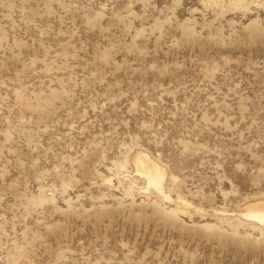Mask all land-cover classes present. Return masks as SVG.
I'll use <instances>...</instances> for the list:
<instances>
[{"label": "rangeland", "instance_id": "obj_1", "mask_svg": "<svg viewBox=\"0 0 264 264\" xmlns=\"http://www.w3.org/2000/svg\"><path fill=\"white\" fill-rule=\"evenodd\" d=\"M257 200L264 0H0V264H264Z\"/></svg>", "mask_w": 264, "mask_h": 264}, {"label": "bare ground", "instance_id": "obj_2", "mask_svg": "<svg viewBox=\"0 0 264 264\" xmlns=\"http://www.w3.org/2000/svg\"><path fill=\"white\" fill-rule=\"evenodd\" d=\"M132 162L135 175L146 181L147 189L153 188L161 198L170 201L171 198L165 193L163 187L166 175L165 169L159 166L144 152L136 153ZM238 214L243 217L244 220L263 227L264 200H257L244 204V206L238 210Z\"/></svg>", "mask_w": 264, "mask_h": 264}]
</instances>
